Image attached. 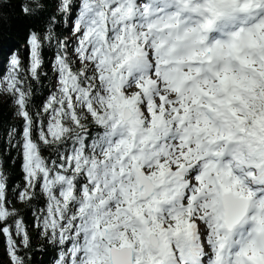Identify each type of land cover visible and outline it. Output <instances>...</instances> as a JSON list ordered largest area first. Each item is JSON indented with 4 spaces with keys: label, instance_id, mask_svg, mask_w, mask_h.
<instances>
[{
    "label": "snow or ice",
    "instance_id": "6c2138e0",
    "mask_svg": "<svg viewBox=\"0 0 264 264\" xmlns=\"http://www.w3.org/2000/svg\"><path fill=\"white\" fill-rule=\"evenodd\" d=\"M49 6L19 4L25 16ZM51 7L27 60L0 64V92L21 121L8 133L23 176L13 195L39 202L32 227L55 264H264V0ZM9 203L0 173V237L9 264H25L28 226Z\"/></svg>",
    "mask_w": 264,
    "mask_h": 264
},
{
    "label": "trees",
    "instance_id": "16d2710c",
    "mask_svg": "<svg viewBox=\"0 0 264 264\" xmlns=\"http://www.w3.org/2000/svg\"><path fill=\"white\" fill-rule=\"evenodd\" d=\"M26 0H0V64L6 68V61L14 53L18 54L22 61L27 60L26 39L31 31L47 32L49 13L54 12L55 8L51 7L53 0H49L50 6L40 11L38 15L25 16L19 7V4ZM57 15H59L57 13ZM67 17H62L56 21V31H66L65 26ZM55 47H49L47 43L43 48V70L39 80L30 81L33 90L35 112L36 106H39L49 92L51 85V76L49 67L54 58ZM21 121L15 118L14 109L9 100L0 102V173H3L7 182V191L9 203L7 207L11 210L13 207L18 211L19 218L23 219L28 226V232L31 239V246L28 249H20V255L24 257L25 264H51L57 257L58 251L51 244L46 243L37 231L32 227L33 215L32 209L37 206L38 201H33L32 205L26 206L19 202L13 195L23 183V176L20 169L21 160L19 153L15 148H9L10 137L8 133L12 131L13 125H20ZM13 143L15 141H12ZM47 156L48 152L45 151ZM5 245L3 238L0 237V264H5Z\"/></svg>",
    "mask_w": 264,
    "mask_h": 264
},
{
    "label": "rangeland",
    "instance_id": "374dc122",
    "mask_svg": "<svg viewBox=\"0 0 264 264\" xmlns=\"http://www.w3.org/2000/svg\"><path fill=\"white\" fill-rule=\"evenodd\" d=\"M65 26L68 28V18H67V20H66V23H65ZM49 71H50V76H51V84H52V80H53V74H52V70H51V66L49 67ZM9 100V97H8V95L6 94V93H2V92H0V102H7ZM11 105H12V107H13V109H14V105L11 103ZM15 118H17V119H19L18 117H16L15 116ZM4 253H5V257H7V261H5V264H9V257H8V255H7V253H6V251L4 250ZM57 256H58V254H57ZM57 258V257H56ZM56 258L52 261V263L51 264H55V260H56Z\"/></svg>",
    "mask_w": 264,
    "mask_h": 264
}]
</instances>
